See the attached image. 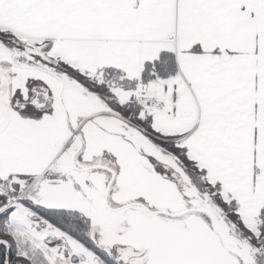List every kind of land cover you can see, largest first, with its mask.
I'll return each mask as SVG.
<instances>
[{"label":"snow or ice","instance_id":"obj_1","mask_svg":"<svg viewBox=\"0 0 264 264\" xmlns=\"http://www.w3.org/2000/svg\"><path fill=\"white\" fill-rule=\"evenodd\" d=\"M0 264H264V0H0Z\"/></svg>","mask_w":264,"mask_h":264}]
</instances>
